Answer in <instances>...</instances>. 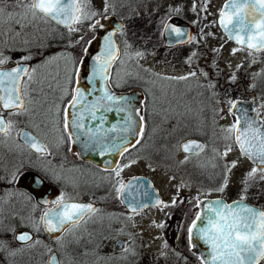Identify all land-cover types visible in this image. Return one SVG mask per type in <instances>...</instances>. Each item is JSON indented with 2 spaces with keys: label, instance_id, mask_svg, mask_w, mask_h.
<instances>
[{
  "label": "rangeland",
  "instance_id": "1",
  "mask_svg": "<svg viewBox=\"0 0 264 264\" xmlns=\"http://www.w3.org/2000/svg\"><path fill=\"white\" fill-rule=\"evenodd\" d=\"M225 1L110 0L106 17L118 12L123 15L118 17L124 18L125 22L128 23V28L116 36L123 61L133 59L145 69H150L160 75H170L173 78L190 77L189 73H197V70L193 66L177 62L174 53L164 54L160 41L161 20L157 34L150 35L154 25L147 26L146 17L155 12L158 15L169 14L168 16L172 17L178 13V16L184 21L194 25L200 24L199 36L209 52L213 53V65L218 73L228 80H232L233 76L244 75L251 88L258 94V101L264 104V84L261 75V70L264 68V51L248 55L247 51L236 47L224 37L217 21ZM77 2L81 5L82 11L88 10L90 13L93 11L101 12L105 7L104 0H77ZM8 12L11 11L6 9L4 16L0 18V49L12 56V59L3 65L7 67L14 64L18 54L20 55L22 52L42 44L51 30L47 20L33 19L30 14H26V10L23 8L12 12L11 18H9ZM106 17L97 15L95 21L98 18ZM82 22L76 23L69 35L75 40L72 43L71 54L76 56L80 54L82 37L85 28L89 25L88 23L83 25ZM130 39L148 40L151 45L131 44ZM126 43L131 47H126ZM234 49L239 50L233 54ZM137 51L143 53L142 58L135 56ZM183 53L186 55L185 51ZM117 67L118 65H114V85H117L118 82L116 76L119 74V69H116ZM199 75L202 77L200 73ZM198 81L205 83L204 78ZM134 83L140 82L136 80ZM199 84L201 85V83ZM158 85L162 86L163 89L171 87V90H174L167 105L166 115L168 117L164 116L156 126L158 135L162 137L158 136L160 139H147L142 134L140 142L134 149V153L138 156L135 158L136 160L128 164L130 166L125 164L119 167L122 169L120 180L124 182L130 177L144 176L153 183L165 204L169 205L175 198L177 202L182 201L180 205L183 208L187 203H194L195 199L219 197L225 201H232L240 199L241 195L250 203L255 204L257 201L264 205V179L260 184V186L262 185L261 188L259 186L258 189L252 187L250 185L251 179H248L247 192L244 193L246 175L252 168L242 159L235 147L226 156L221 153L222 159L225 162L229 161V167L233 161L236 162V166L223 174V180L219 185L208 186L204 184L199 175L193 174L189 161L181 163L185 160L177 150L181 141L192 137L199 138L200 135H203L204 139L211 142L213 136H223L222 129L232 126L235 120L231 114L228 115L226 107H217L216 105L210 107L208 111L212 115L217 117L218 114H221L222 117L219 121L212 119L207 127L202 123H199V126L188 123L179 129L178 118L181 116L179 117L178 114L184 112L186 114L183 118L189 116L187 112L196 107L195 97L199 91L192 94L189 85L167 83L166 81H159ZM239 95V89L230 90L224 99L227 98L233 102ZM204 128L207 131L203 130ZM171 133L174 134L171 138H164V135ZM131 154L132 151L129 156ZM148 157L151 159L150 162L147 161ZM203 177L213 178L214 175L204 172ZM225 177L227 178V186L224 187L223 191H218L217 189L223 184ZM0 195V198L5 201L0 205V213L6 215L7 220L3 233L7 236L11 235L10 241H12L13 230L26 227L30 218L27 215H22L21 218L15 217L14 200L17 196L14 191H2ZM115 195L117 192L114 188V197H116ZM174 208L168 207V213L167 211L164 213L153 211L143 212L135 216L127 215L124 212L114 214V241L115 239L124 241L120 251L113 248L112 245H107L104 248L105 241L97 237L84 236L83 230L75 233L74 236L62 239L58 245L53 243L51 246L55 248L57 253L61 254L63 264H201L196 255L191 252L188 241L187 227L191 223L190 214L185 215L186 212L178 211L172 217L173 214L171 213L173 212L171 210ZM161 224L163 227H158ZM109 225L110 223L103 221L99 226L108 227ZM0 238L2 240V234ZM37 242L32 244V247L17 249L18 259L14 261L15 264L18 262L19 264H31L32 262V264H46L50 244L45 242L43 238H39ZM33 247L35 249L31 255V248L33 249ZM99 247L103 248L99 250ZM84 251L88 253L84 254ZM110 252H114V256Z\"/></svg>",
  "mask_w": 264,
  "mask_h": 264
},
{
  "label": "flooded vegetation",
  "instance_id": "2",
  "mask_svg": "<svg viewBox=\"0 0 264 264\" xmlns=\"http://www.w3.org/2000/svg\"><path fill=\"white\" fill-rule=\"evenodd\" d=\"M16 3L17 1L15 0H8V4L5 5V7L11 12H15L19 10V8L13 7ZM86 11L88 12V10ZM100 19L102 18H98L97 20ZM47 22L51 27L48 36L44 39L42 44L29 49L32 53V59L25 62L26 66L37 70L33 74V79L34 81H38V83L33 84L36 92L28 97V100L32 101L28 105L29 111L19 117H10V119L16 121L15 126L11 130L10 135L0 138V194L2 191H14L17 196L14 200L15 217L21 218L22 215H27L30 218V222L26 227L17 229L15 232H28L32 235L35 241L39 238H43L45 242L50 244V249L47 252L48 255L46 257V264L47 258L51 253H55L57 259L61 262V264H63L61 261V254L57 253L51 244L53 245L54 243L55 245L57 243L58 245V242L62 239L69 238L72 235L74 236L75 233L81 232L82 230L84 232V236L97 237L105 241L103 245L104 248H106L107 245H112L113 248L120 251L123 248L124 241L122 239H115L114 241V214H119V212H124L130 216L153 211L163 213L167 211L168 213L169 210H167V208L172 206V208L175 207L171 210L173 212L171 213L173 214L172 217H174L178 211H184L186 212L185 215L187 213L190 214L189 219H191L192 223L196 214L199 212L196 201L199 200L201 202L202 199H195L194 203L185 204V208L180 205V202H182L180 201L174 205L170 203L168 207H148L138 213L132 214L127 212L125 207L122 205L119 193H117V195H115L116 197H114V171L117 167L125 164L128 165L136 160L134 157L137 154L134 153V149L138 143L121 156L115 170L114 168L111 170L100 168L99 166L82 159L80 153L73 149L72 138L69 130L63 129L62 125H58L57 123L58 114H62L64 110L68 108L70 94H73L74 92L78 68L85 57L86 52L84 49L88 48L95 36L94 32L91 30V27L95 24V18L83 20L82 22L83 25H87V23L89 25L85 28L84 35L82 37L81 50L78 49L80 50V54L77 56L75 54H71L72 43L75 40L69 37L71 31L69 27L64 28L50 20H47ZM188 23L193 26L194 33L187 44L167 49L164 48L162 39L160 41L164 54L167 55L168 53H174L173 55L177 62L193 66L194 69L197 70L196 76H190L187 80L169 79L173 77L170 75H160L150 69H145L133 59L123 61L120 46H118L119 57L110 67L108 88L113 94L128 93L133 90L141 92L143 98L140 103V110H138L137 113L138 117H144V121L142 123V134H144L147 139H160L159 137H162L158 135L156 126L159 124L160 120L164 118V116L168 117L166 115L168 109L167 105L169 104L170 96L174 91L171 90V87L163 89L162 86L158 85L159 81L189 85L192 94L199 91V94L195 97L197 101L196 107L187 112L189 116L187 118H183L186 113L180 112L178 114L179 117L181 116V118H178L179 129H181L184 124L188 123L194 126H199V123H202L207 127L212 119L219 121L222 117L221 114H218L216 117L208 111L210 107L214 105L217 107L225 106L228 115L231 114L234 117L231 112V106L237 100L250 102L254 99V112L255 114L258 112V118L263 119L264 104L258 101V94L253 88H251L245 76H234V80H228L222 77L213 65V53L209 52L205 43L199 36L200 24L198 25L197 23L194 25L190 22ZM75 24V22L71 24V29L75 26ZM149 25L151 24L149 23ZM123 31L119 32L117 35L119 36L120 33H123ZM193 39H195V42H193ZM86 41L88 43H85ZM129 42L131 44L146 46L147 44H150L148 43V40L140 41V39L139 41L138 39H130ZM117 44L119 45V43ZM235 46L248 52V50L243 47H239L237 45ZM183 51L186 52V55H184ZM263 51L264 50H260L258 52H253L252 54L261 53ZM193 52L196 53L194 57L192 56ZM18 56L19 54L17 57ZM55 57H59V59ZM190 57L191 59H189ZM16 64L17 58L15 59L14 64L8 67L2 66V69L10 70L15 67ZM114 65H118L116 69H119V74L116 76L118 77L117 85H114ZM199 73L202 77H200ZM203 78L205 79V83L198 81ZM136 80L140 83L142 81V84H135L134 81ZM198 82L201 83V85ZM41 88L43 89L42 92L40 91ZM236 89L240 90V95L235 98L230 105L229 100H227V98L224 99V96H226L230 90ZM203 130L207 131L206 128ZM21 131L31 133L38 141L48 145V154L40 155L35 151L30 150L20 139ZM142 134L138 138L139 142ZM172 135L174 134L171 133L164 135V138H171ZM222 135L223 136H213V140L211 142L204 139L205 137L203 135H200L199 138H188L178 144L180 145L187 140H197L204 146L203 150L199 151L195 155L184 154L181 150H178V153L183 156L184 159L186 156L188 157L187 161L190 162L193 174L195 176L199 175L203 183L208 186L219 185L222 182L223 174L225 173L224 166L229 164V161L225 162V160L222 159L223 155H221V153H224L225 145L226 143H230V141H225V134L223 133ZM236 150L239 153L237 148ZM131 151L132 154L129 156ZM240 156L251 168L255 167L246 157L242 155ZM137 157L138 156H136V158ZM150 160L151 159L148 157L147 161L150 162ZM40 169H46L50 174L49 179L47 180V189H50V191L46 192L45 197L37 196L38 198H36L33 193L28 192L25 186H31L29 180H24L22 182L19 179L16 181L12 180L14 173L19 176L27 172H36ZM204 172L207 174L209 173V175H214V177L205 178L203 177ZM257 174L259 177L258 175L252 177L250 182V185L255 189L259 188L262 180L264 179L261 178V173L258 172ZM244 186V193H246L247 183L244 184ZM51 189H54L53 192L55 193L51 192ZM49 195L54 196L49 198ZM61 196H63L66 201L70 200L76 203L92 204L94 208L98 209V211L94 214L85 216L84 219L80 220V222L75 226H65L66 231L62 230L59 235L51 237L47 233L43 223L40 222V217L45 211L54 208L56 206V201L60 200ZM39 200L45 202L46 206L41 205ZM4 202V199L0 198V205ZM244 202L256 206L259 209H264V205H261L260 202L256 201L255 204H253L246 198L244 199ZM5 216L6 215L0 213V237L2 234V240L7 243L9 248L16 249V251L17 249L22 250L28 248L29 246H25L22 243H16L13 238V234L12 241H10L11 235L7 236L3 233L5 229V222L7 221ZM103 221L110 223V225L108 227L99 226ZM34 224L35 227H33ZM57 237H59V239H57ZM118 240L122 241V245L119 249L115 246ZM30 247H32V245ZM103 247H99L98 249L101 250ZM34 249L35 247H33V249L31 248V255L33 254ZM83 253L86 254L88 252L84 251ZM110 253L114 256V252ZM17 259V254L15 256H9L7 252L0 251V264H15L14 261ZM17 264H19V262ZM259 264H264V258L259 262Z\"/></svg>",
  "mask_w": 264,
  "mask_h": 264
},
{
  "label": "snow or ice",
  "instance_id": "3",
  "mask_svg": "<svg viewBox=\"0 0 264 264\" xmlns=\"http://www.w3.org/2000/svg\"><path fill=\"white\" fill-rule=\"evenodd\" d=\"M105 7L101 12H86L82 11L81 5L77 3V0H17V3L13 5L16 8H23L26 10V14H30L33 19H43L55 21L59 24H63L71 29L73 22L80 23L83 20L92 19L97 15L106 17L110 0H104ZM8 4V0H0V18L4 16L6 11L5 5ZM224 9H231L230 14H226L224 10L220 11L219 23L227 30V25L232 24L233 27L229 31L230 37L234 33L235 40L238 45H246L249 50L248 55H252L253 51L264 50V0H229V3L224 5ZM243 9H251L254 15L250 18L246 15H241ZM195 10V9H194ZM178 11V9H177ZM13 15L12 12H8L9 18ZM235 16L233 21L232 16ZM227 16V23H226ZM93 27H103L99 20L95 21ZM166 30L170 29L175 33L177 37L183 36L184 33L179 28H172L170 25H165ZM123 30V29H121ZM110 31L103 36V50L101 54L94 59V66L92 68V76L90 82L96 79L107 80L106 75L109 66L112 61L117 58V49L112 40ZM246 37V39H245ZM85 43H88L87 41ZM126 47H131L127 45ZM239 49H234L233 54ZM88 51L87 48L84 49ZM195 52L192 53L194 57ZM136 57H143L142 52H135ZM59 59V57H55ZM12 59V56L6 54L3 49H0V69ZM32 59V53L30 50L22 52L17 57V64L15 67L9 69L0 70V138L10 135L11 130L14 128L16 121L10 119V117H19L20 115L29 111L28 105L32 102L28 100V97L36 92L33 84L38 83L34 81L33 74L37 71L35 68L26 66L27 61ZM191 59V57L189 58ZM255 62V61H253ZM189 76H196L195 72L189 73ZM188 76H181L169 79L187 80ZM234 80L235 77L233 76ZM42 92L43 89L41 88ZM81 92L76 89L74 94H70L68 107L75 108L77 103L81 101ZM34 98V97H33ZM102 99L112 101L116 103L117 100L111 96L108 91L104 92ZM124 100V106L120 111H127L130 114L125 117L124 132L132 131L136 136L142 134V123L144 117H139L141 127L137 130V121L133 119V113L135 112L133 101L129 98H121ZM231 105V101H229ZM98 102L94 103L91 107L96 109ZM234 108L235 105H232ZM87 106H85V109ZM106 110H111L109 105ZM93 118H95V111L91 112ZM259 113L256 116L249 114L247 110L240 112L236 116L235 122L232 126L222 129L226 143L224 155L226 156L233 150L234 147L239 148L240 154L248 159L253 160L256 165L246 175L245 184L248 179L256 176L257 173H261V178H264V119H257ZM100 119H103L102 117ZM58 125H62L63 129L76 130L83 132L84 125L82 123V115L77 116L76 112H70L68 108L64 110L62 114H58ZM113 127L109 131H115ZM101 129H97L95 133H92L91 129H88L85 140V147L91 144L99 146L103 152L106 150V145L103 143V139L100 137ZM233 133H235L233 135ZM24 142L34 149L37 154H48V145L41 143L36 137L29 136L27 133H20ZM79 139V137H77ZM122 140H127L126 136L121 137ZM139 143V140L136 141ZM203 145L196 141H186L183 144L177 146V150H182L184 153L197 154L203 150ZM112 149L121 152L122 145H118L115 142L112 144ZM126 150V149H124ZM188 157H185L184 161L187 162ZM130 166V165H126ZM236 166V162L233 161L231 166H224V171L228 172L231 168ZM121 168L117 167L113 176V187L117 193H124V183L120 180ZM49 172L46 169H40L36 172H27L22 175L13 174L12 180L17 179L24 181L29 180L34 191L37 195H40L46 190L49 179ZM227 186V178L225 177L223 184L217 189L223 191ZM147 196V193H145ZM244 196L241 195L239 201L234 204H225L221 201H214L209 203L204 209V215L197 213L195 219L191 225L187 228L188 238L191 242L193 240V231L198 228L197 222H201L204 226L200 227L199 235L206 243L211 244V260L212 264H258L259 259L264 258V209H257L255 207L245 205L243 203ZM132 201H129V206L132 205ZM162 208L168 207L163 201L157 200ZM177 200L174 198L172 204H176ZM200 201H196V205L199 208ZM136 211V208L132 209ZM98 209L94 208L92 204H80L65 200L61 196L60 200L56 201V207L45 211L40 217V222L43 223L45 229L50 233L60 232L62 229L66 231L65 225L75 226L84 219L85 216L94 214ZM35 227V224L33 225ZM163 227V225H158ZM13 238L21 242L25 246H31L38 243L35 241L30 233L21 232L16 233L13 230ZM59 239V237H57ZM0 251H5L9 256H15L17 254L16 249L9 248L7 243L0 240ZM56 261V264H61L57 257H50V262Z\"/></svg>",
  "mask_w": 264,
  "mask_h": 264
},
{
  "label": "water",
  "instance_id": "4",
  "mask_svg": "<svg viewBox=\"0 0 264 264\" xmlns=\"http://www.w3.org/2000/svg\"><path fill=\"white\" fill-rule=\"evenodd\" d=\"M227 3H229V0H226L223 3L221 10H224L226 14H230L232 12L231 9H224V5ZM254 14L255 13H253L251 9H243V11L241 12V15H246L249 18ZM219 19H220V15L218 16V26L222 34L225 36V38L228 39L231 43L248 50L246 48V45H238L236 43L234 33L230 37L229 31L232 29L233 25L228 24L227 30H226V28L219 23ZM232 19L233 21H235L236 18L234 15L232 16ZM99 21L103 25V27H93V26L91 27V30L94 32L95 36L93 40L91 41L90 45L88 46L87 48L88 51L85 53V57L83 58L78 68L74 92L76 89L80 90L82 94L81 101L77 103L75 108L68 107V110L70 112H76L78 117L82 115V123L84 125V129H83V132H78L76 130H69V133L72 138V143H73L72 147L73 149L77 150L80 153L82 159H85L99 166L100 168L107 169V170H111L114 168L115 170V168L117 167L120 161L121 156L126 151H128L130 148H132L137 143L136 141L139 138V136L134 135L131 130L128 132L123 131L125 127V117H127L130 113L127 111L119 110L122 106H124V100L121 98L131 99L133 101L135 112L137 113V111L140 110V103L142 101L143 96L141 92L138 90H133L128 93H114L113 94L111 90L108 88V79L107 80L96 79L95 81L90 82V78L92 76V68L94 66V59L95 57L99 56L103 50V45H104L103 36L108 34L109 31L113 33L112 40L115 44L116 49L118 50L117 51V58H118L119 48H118V44L116 41V35L119 32L123 31L125 28L123 21L117 19L114 16H108L106 18L100 19ZM52 22L64 28H68L63 24H59L55 21H52ZM226 23H227V16H226ZM165 25H170L172 28H179L184 33V35L177 37L175 33L170 31V29L166 30ZM193 33H194V28L188 22L178 17H171L166 21L162 29V32H161V39L163 41L162 44L164 48H167V49L175 47V46L185 45L190 41ZM253 52H258V51H253ZM117 58L112 61L111 65L113 64V62L117 60ZM111 65L109 66L107 73H106L108 78H109V70H110ZM105 91H108V93L111 96L116 98L117 102L113 103L112 101L102 99ZM97 102H98L97 108L92 109L91 106ZM109 105L111 106V110H106V108ZM232 105H235L234 108L231 106V112L235 118L237 115L240 114V112L244 110H247L250 115L256 116L254 112L255 110V100L254 99H252V101L250 102L237 100ZM85 106H87L86 109H85ZM93 110L95 111V118H93L91 115V112ZM101 117L103 119H100ZM262 118L264 119V116ZM133 119L137 121L136 128L137 130H139L141 125L139 122L138 115L133 113ZM257 119H260V118L257 117ZM113 127L116 130L109 131V129ZM98 128L101 129L100 137L103 139V143L106 145V150L103 152L100 150L99 146H97L94 143L89 145L88 147H85V143H84L85 140H87V136L84 133H87L88 129H91L92 133H95ZM22 132L27 133L29 136H33L31 133L27 131H21L20 133ZM234 134L235 133H233V135ZM123 136L127 137L126 141L121 139V137ZM77 137H79V139H77ZM20 139L30 150L35 151L34 149H31L24 142V139L21 135H20ZM187 141H196L197 143L201 144L197 140H187ZM113 142H115L118 145H122L121 152H117L112 149ZM237 149L239 151V148ZM181 152L184 153L182 150ZM184 154H192V153H184ZM248 160L254 166H256L253 160L251 159H248ZM25 187L27 188L28 192L33 193L36 196V198H38L39 196L45 197L46 192L50 191V189L46 188V190H44L42 194L37 195L34 191H32L31 186L29 187L26 185ZM124 187H125L124 193H119V195H120V201L122 205L125 207V209L127 210V212L135 214L148 207L154 208L156 206H160L159 204L156 203V201L157 200L162 201V198L159 195L157 189L153 186L152 182L148 178L144 176L130 177L124 181ZM53 191L54 189H51V192ZM145 193H147V196L145 195ZM52 196L54 195H51L49 198H51ZM129 201L133 202L131 206H129ZM214 201H221L225 204H234V202L239 201V200L226 202L222 198H205L201 200V203L199 206V213L204 215L205 214L204 209L207 207L209 203H212ZM39 203L41 205L46 206V203L42 202L41 200H39ZM243 203L245 205H249V206L257 208L256 206L248 204L244 201ZM80 204H84V203H80ZM133 208H136V211H133L132 210ZM197 225H198V228L194 229L193 231V240L190 242L188 238V241L191 247V252L194 255H196V257L198 258L201 264H212L211 244L206 243L203 239L200 238V235H199L198 229L200 227H203L204 225L201 222H197ZM62 230L56 233H50L47 231V233L51 237H54V236L59 235L62 232ZM21 232H25V231H16V233H21ZM15 242L18 244L21 243L17 240H15ZM121 245H122L121 240H118L115 244L117 249H119ZM52 256L57 257L55 253H51L47 258V264H56V261L50 262V257ZM262 259L263 258L259 259L258 264Z\"/></svg>",
  "mask_w": 264,
  "mask_h": 264
},
{
  "label": "trees",
  "instance_id": "5",
  "mask_svg": "<svg viewBox=\"0 0 264 264\" xmlns=\"http://www.w3.org/2000/svg\"><path fill=\"white\" fill-rule=\"evenodd\" d=\"M112 16H114V17H116L117 19L119 18L118 16H120V17H122L123 15L122 14H120V13H118V12H115V13H112L111 14ZM169 14H166L165 16H162V15H158V13L157 12H155V13H153V14H150V15H148L147 17H146V24H147V26H153L154 25V29L152 30V32L150 33V35H156L157 34V31H158V29L160 28V26H159V24H160V22L162 23V26H163V24L165 23V20L167 19H169L170 17H172V16H168ZM156 16V17H155ZM157 16H159V17H157ZM174 17H178V18H180L179 16H178V13H177V15H174ZM95 18V17H94ZM154 19H156V20H154ZM119 20H122L124 23H125V30L128 28V23H126L125 22V20H124V18H119ZM161 20V21H160ZM163 20V21H162ZM160 21V22H159ZM149 23L151 24V25H149ZM162 28V27H161ZM151 31V30H150ZM261 75H262V82H263V84H264V68L261 70ZM136 156L137 155H135V157L134 158H136Z\"/></svg>",
  "mask_w": 264,
  "mask_h": 264
}]
</instances>
